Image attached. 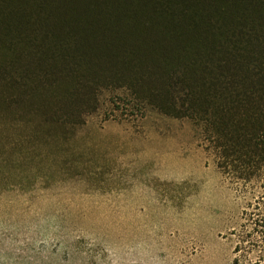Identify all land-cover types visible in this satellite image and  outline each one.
I'll use <instances>...</instances> for the list:
<instances>
[{"label": "rangeland", "instance_id": "rangeland-1", "mask_svg": "<svg viewBox=\"0 0 264 264\" xmlns=\"http://www.w3.org/2000/svg\"><path fill=\"white\" fill-rule=\"evenodd\" d=\"M35 120L0 117V264H252L234 247L264 172L220 167L190 119L110 86L72 132Z\"/></svg>", "mask_w": 264, "mask_h": 264}, {"label": "trees", "instance_id": "trees-1", "mask_svg": "<svg viewBox=\"0 0 264 264\" xmlns=\"http://www.w3.org/2000/svg\"><path fill=\"white\" fill-rule=\"evenodd\" d=\"M110 86L208 132L237 178L264 172V0H0V117L72 132ZM242 219L234 252L264 264V193Z\"/></svg>", "mask_w": 264, "mask_h": 264}]
</instances>
